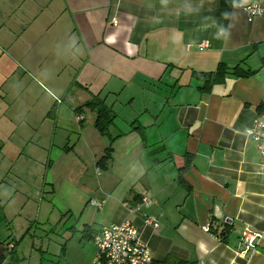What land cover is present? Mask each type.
I'll list each match as a JSON object with an SVG mask.
<instances>
[{
	"label": "crops",
	"instance_id": "crops-1",
	"mask_svg": "<svg viewBox=\"0 0 264 264\" xmlns=\"http://www.w3.org/2000/svg\"><path fill=\"white\" fill-rule=\"evenodd\" d=\"M238 2L264 7V0H0L3 208L15 199L27 204L53 167L55 148L67 165L95 166L97 196L79 192L81 229L129 219L152 260L264 264V169L245 135L264 103V16L248 21ZM219 63L256 72L201 92L193 72ZM28 86L38 103H23L41 107L9 116ZM94 96L116 115L110 131L125 133L112 142L105 169L96 162L108 138L95 129L94 112L75 111ZM132 123L140 128L130 130ZM143 196L150 203L130 214ZM107 204L105 220L99 213ZM146 215L157 218L156 229L145 225ZM211 216L217 232L232 226L225 240L209 231ZM245 226L261 237L240 253Z\"/></svg>",
	"mask_w": 264,
	"mask_h": 264
},
{
	"label": "rangeland",
	"instance_id": "rangeland-1",
	"mask_svg": "<svg viewBox=\"0 0 264 264\" xmlns=\"http://www.w3.org/2000/svg\"><path fill=\"white\" fill-rule=\"evenodd\" d=\"M35 92L37 93L30 86L23 89V94L18 97V104L8 110V115L23 112L32 115L34 108L41 107V104L29 107L23 101L29 100L37 104ZM45 128L44 133H47L48 128ZM21 134V137L25 136ZM16 138L13 137L14 140ZM61 139L62 133L57 130L56 142L59 143ZM59 155L55 148L50 152L49 158L54 165L48 173L45 171L46 176L40 177V185L31 189L27 204L15 199L5 209L3 205L6 202H0V252L6 253V259L13 264H90L94 257L96 249L92 239L83 237L77 229H81L79 211L82 200L79 192L86 193H83L84 197L97 196L94 193L98 177L94 173L95 166L88 165V169L85 168L84 171L77 163L67 165ZM43 170L40 168L41 175ZM50 183L54 184L55 193L51 192ZM19 185L21 182L17 181L16 186L12 187L19 189ZM107 206L108 204L99 213L104 215L105 220L111 217ZM95 226L98 227V224ZM8 242L15 243L13 254L5 250ZM11 256L16 259L13 261Z\"/></svg>",
	"mask_w": 264,
	"mask_h": 264
},
{
	"label": "built area",
	"instance_id": "built-area-1",
	"mask_svg": "<svg viewBox=\"0 0 264 264\" xmlns=\"http://www.w3.org/2000/svg\"><path fill=\"white\" fill-rule=\"evenodd\" d=\"M247 15V20L252 21L257 16H264V7L257 4H244L238 2ZM116 25L115 20L112 22ZM209 43L204 41L202 47H208ZM248 139L254 141L262 156V169H264V113L257 115L252 125L245 129ZM91 205L101 208L103 201L90 200ZM150 200L143 196L138 204L129 208V213L141 211L142 206H146ZM146 226L156 229L159 226L157 218L146 215L144 217ZM261 237V233L245 226L240 235L242 249L240 253H246L255 246L256 241ZM92 243L96 252L90 264H150L152 255L146 242L143 241L141 232L129 219H124L117 224L103 226L94 233ZM9 248H13L12 245Z\"/></svg>",
	"mask_w": 264,
	"mask_h": 264
},
{
	"label": "trees",
	"instance_id": "trees-1",
	"mask_svg": "<svg viewBox=\"0 0 264 264\" xmlns=\"http://www.w3.org/2000/svg\"><path fill=\"white\" fill-rule=\"evenodd\" d=\"M262 61H264V59H262ZM255 72H256V70L244 68V66L242 64H238L235 67L229 68L225 64L219 63L217 68L214 71L193 72L192 75L196 79L200 80V82L202 83V85L199 87V90L201 92H209L213 85H215L217 83L224 82L227 77H230V76H233V77H249V76L253 75ZM83 108H88L90 111L94 112L95 118H94L93 125H94L95 129L102 136L107 137L109 140V144H108V146L105 147L103 155L96 162V165L100 169H105L107 167L109 160L112 157V152H113L112 142L117 137H119L125 133L121 132V133L113 134L110 131V128H111L112 124L114 123V119H115L116 115L112 111V109L108 105H106L102 99L98 98L97 96H94V97L86 100L82 105L78 106L75 109V111L76 112L81 111V109H83ZM256 109H257L258 115L264 113V103L259 104ZM133 125H134V123L131 124L130 130L140 128L138 126L134 127ZM65 150H66V148H65ZM214 221H215V219L213 218V216H211L209 218V231H211L212 233L217 235V237L220 240H225L228 233L232 230V226L224 223V224H222L223 229L220 232H217V230L213 229ZM96 231H97V229H93L89 226H83L82 229L78 232L81 233V235L83 237H89L90 239H92V237ZM14 247L15 246H13V250L11 251V254H13L15 252ZM11 259H13V261H14V259H16V258L11 256ZM169 263L190 264L186 260L173 259V258H171V256L165 257L161 260H152V262L150 264H169ZM8 264H13V263L9 262Z\"/></svg>",
	"mask_w": 264,
	"mask_h": 264
}]
</instances>
